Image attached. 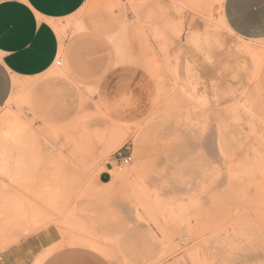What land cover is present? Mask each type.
<instances>
[{"label":"rangeland","instance_id":"rangeland-1","mask_svg":"<svg viewBox=\"0 0 264 264\" xmlns=\"http://www.w3.org/2000/svg\"><path fill=\"white\" fill-rule=\"evenodd\" d=\"M223 3L87 0L59 21L62 64L0 109V255L51 230L35 264H264V51Z\"/></svg>","mask_w":264,"mask_h":264},{"label":"crops","instance_id":"crops-1","mask_svg":"<svg viewBox=\"0 0 264 264\" xmlns=\"http://www.w3.org/2000/svg\"><path fill=\"white\" fill-rule=\"evenodd\" d=\"M87 0H0V109L10 99L16 81L48 72L60 55V20L78 12ZM223 18L234 37L261 44L264 51V0H224ZM264 91V57L257 71ZM113 162L104 166L100 183L110 184ZM60 238L51 230L31 242L9 248L1 264H35ZM47 259L45 264H55Z\"/></svg>","mask_w":264,"mask_h":264},{"label":"built area","instance_id":"built-area-1","mask_svg":"<svg viewBox=\"0 0 264 264\" xmlns=\"http://www.w3.org/2000/svg\"><path fill=\"white\" fill-rule=\"evenodd\" d=\"M56 64L57 65H61L62 64V60L57 59L56 60ZM117 160L120 161L121 164H128L131 161V155L130 154L123 153V151H120L118 153V159Z\"/></svg>","mask_w":264,"mask_h":264},{"label":"bare ground","instance_id":"bare-ground-1","mask_svg":"<svg viewBox=\"0 0 264 264\" xmlns=\"http://www.w3.org/2000/svg\"><path fill=\"white\" fill-rule=\"evenodd\" d=\"M61 24V23H60ZM193 39V38H192ZM93 55V54H92ZM127 57H129V56H127ZM263 57H264V55H261V56H259L258 57V59L256 60V70L258 71V69L260 68V65H261V63H262V60H263ZM132 58V57H131ZM135 60V59H134ZM122 61V60H121ZM128 61V60H127ZM139 61H140V59H139ZM3 124H4V122H3ZM124 125V124H123ZM122 126V125H121ZM26 127V126H25ZM126 128V127H125ZM115 176H119V178L121 177V176H123V174L122 173H120V174H116Z\"/></svg>","mask_w":264,"mask_h":264}]
</instances>
